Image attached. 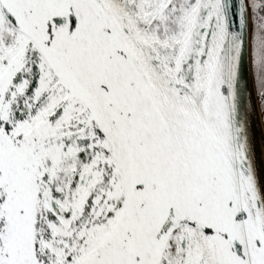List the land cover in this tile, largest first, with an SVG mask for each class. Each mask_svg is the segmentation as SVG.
Masks as SVG:
<instances>
[{
	"label": "snow or ice",
	"instance_id": "6c2138e0",
	"mask_svg": "<svg viewBox=\"0 0 264 264\" xmlns=\"http://www.w3.org/2000/svg\"><path fill=\"white\" fill-rule=\"evenodd\" d=\"M0 264H264V0H0Z\"/></svg>",
	"mask_w": 264,
	"mask_h": 264
}]
</instances>
